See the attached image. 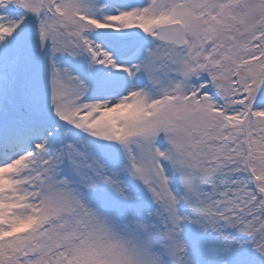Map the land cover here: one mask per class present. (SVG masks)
Segmentation results:
<instances>
[{
	"label": "snow or ice",
	"instance_id": "6c2138e0",
	"mask_svg": "<svg viewBox=\"0 0 264 264\" xmlns=\"http://www.w3.org/2000/svg\"><path fill=\"white\" fill-rule=\"evenodd\" d=\"M0 264H264V0H0Z\"/></svg>",
	"mask_w": 264,
	"mask_h": 264
}]
</instances>
